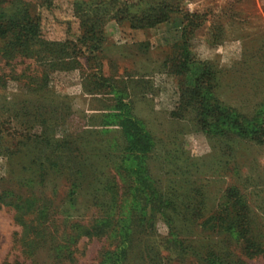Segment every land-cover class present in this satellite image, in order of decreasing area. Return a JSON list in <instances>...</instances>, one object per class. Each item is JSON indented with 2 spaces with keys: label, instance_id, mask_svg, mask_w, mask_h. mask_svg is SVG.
Wrapping results in <instances>:
<instances>
[{
  "label": "rangeland",
  "instance_id": "1",
  "mask_svg": "<svg viewBox=\"0 0 264 264\" xmlns=\"http://www.w3.org/2000/svg\"><path fill=\"white\" fill-rule=\"evenodd\" d=\"M162 5L167 21L134 29ZM26 9L38 37L0 36V264H264V145L180 106L206 63L217 102L262 108L264 0H0V20ZM185 14L198 28L177 75ZM229 187L253 256L200 227Z\"/></svg>",
  "mask_w": 264,
  "mask_h": 264
},
{
  "label": "trees",
  "instance_id": "2",
  "mask_svg": "<svg viewBox=\"0 0 264 264\" xmlns=\"http://www.w3.org/2000/svg\"><path fill=\"white\" fill-rule=\"evenodd\" d=\"M174 12L175 10L170 6L162 5L154 15L149 16L145 21L142 18L141 21L137 22L134 29L141 27L152 28L156 24L167 21L169 16ZM121 15L125 17L124 13ZM0 16L2 17V15ZM21 16L13 17L10 20H4L5 18L0 20V36L14 34L19 43H28L36 39L39 35L37 17L28 13L27 9ZM191 18H195V16L190 14L184 15L185 25L182 31V41L178 44L182 52L180 54L182 59L177 62L178 66L175 72L177 75H182L189 71L190 53L187 42L198 28V24H195V21L191 20ZM122 19L124 18L119 17V21ZM93 25L90 24L89 30ZM91 31L84 38L85 41L92 40ZM201 65V72L193 80L192 86L184 87L181 91V108L183 110L193 109L196 114V120L202 127L222 132L224 133L223 136H237L264 145V105L251 117L241 115L235 110L222 106L214 99V95L212 94V90L214 89L213 70L206 63H202ZM123 124L133 133L131 135L132 145H142L146 142L147 146L145 136L141 135V132H143L140 128L141 126H137L129 119ZM18 212L21 215V212ZM200 227L212 233L233 232L246 256H253L262 251L261 245L255 243L251 236L248 208L234 188L229 187L226 189L224 208L207 218ZM87 231L88 233H92L96 229ZM209 263L219 264L215 260H210Z\"/></svg>",
  "mask_w": 264,
  "mask_h": 264
}]
</instances>
